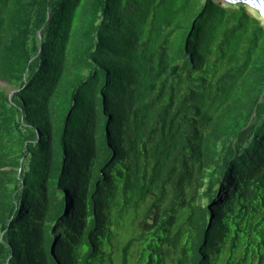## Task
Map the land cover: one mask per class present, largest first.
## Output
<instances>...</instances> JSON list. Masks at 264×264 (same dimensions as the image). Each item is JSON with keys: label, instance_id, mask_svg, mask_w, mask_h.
I'll return each mask as SVG.
<instances>
[{"label": "trees", "instance_id": "1", "mask_svg": "<svg viewBox=\"0 0 264 264\" xmlns=\"http://www.w3.org/2000/svg\"><path fill=\"white\" fill-rule=\"evenodd\" d=\"M0 79V264H264L245 6L0 0Z\"/></svg>", "mask_w": 264, "mask_h": 264}, {"label": "water", "instance_id": "2", "mask_svg": "<svg viewBox=\"0 0 264 264\" xmlns=\"http://www.w3.org/2000/svg\"><path fill=\"white\" fill-rule=\"evenodd\" d=\"M230 3H238L242 6H253L256 11H258L260 14L264 16V0H224Z\"/></svg>", "mask_w": 264, "mask_h": 264}, {"label": "rangeland", "instance_id": "3", "mask_svg": "<svg viewBox=\"0 0 264 264\" xmlns=\"http://www.w3.org/2000/svg\"><path fill=\"white\" fill-rule=\"evenodd\" d=\"M216 2L217 3H219V4H221V5H223V6H238V5H241V4H238V3H230V2H227V1H224V0H216ZM244 6V5H243ZM249 6H245V8H246V10H247V12L249 11L250 12V14H251V12L252 11H254L252 8H248ZM260 21H261V23L264 25V21H263V19L260 17V15L259 14H254ZM0 86H3V87H6V85H5V83L0 79ZM256 93V92H255ZM253 94H254V92H253ZM118 262L117 261H115V263L114 264H117Z\"/></svg>", "mask_w": 264, "mask_h": 264}, {"label": "bare ground", "instance_id": "4", "mask_svg": "<svg viewBox=\"0 0 264 264\" xmlns=\"http://www.w3.org/2000/svg\"><path fill=\"white\" fill-rule=\"evenodd\" d=\"M248 6H249V5H248ZM248 8H249V9L252 8V9L254 10V11L251 12L252 15H254V14H259L260 17H261V18L263 19V21H264V16H263L262 14L258 13V12L256 11V9H255L253 6H249ZM248 13L250 14L249 11H248Z\"/></svg>", "mask_w": 264, "mask_h": 264}, {"label": "clouds", "instance_id": "5", "mask_svg": "<svg viewBox=\"0 0 264 264\" xmlns=\"http://www.w3.org/2000/svg\"><path fill=\"white\" fill-rule=\"evenodd\" d=\"M260 19V18H259Z\"/></svg>", "mask_w": 264, "mask_h": 264}]
</instances>
